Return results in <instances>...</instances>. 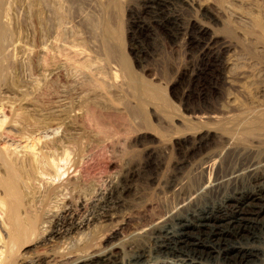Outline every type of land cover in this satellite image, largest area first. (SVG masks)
Segmentation results:
<instances>
[{"label": "rangeland", "instance_id": "1", "mask_svg": "<svg viewBox=\"0 0 264 264\" xmlns=\"http://www.w3.org/2000/svg\"><path fill=\"white\" fill-rule=\"evenodd\" d=\"M192 20L226 38L212 57L203 59L209 40ZM0 29V121L23 134L0 147L16 142L24 159L53 144L60 169L55 180L33 168L30 199H50L49 185L51 199H104L121 158L140 149L125 140L148 131L146 118L171 135L184 132L190 108L264 106V0H0ZM111 226H97L98 246Z\"/></svg>", "mask_w": 264, "mask_h": 264}, {"label": "bare ground", "instance_id": "2", "mask_svg": "<svg viewBox=\"0 0 264 264\" xmlns=\"http://www.w3.org/2000/svg\"><path fill=\"white\" fill-rule=\"evenodd\" d=\"M191 23L208 37L203 59L213 56L212 44L227 43L201 22ZM3 35L1 30L0 41ZM203 64L199 74L210 66ZM5 69L0 61V83ZM261 107L190 108L184 132L171 135L155 131L146 118L148 131L125 140L140 149L121 158L118 176L100 192L104 199H51L57 192L53 185L43 191L50 199H30L33 168L41 177H60L55 146L24 159L13 156L16 142L11 152L0 147V264H264V245H255L264 241V205L258 203L264 200ZM17 127L2 120L0 141L22 136ZM229 187L235 193L225 192ZM103 224L112 228L98 246L95 230Z\"/></svg>", "mask_w": 264, "mask_h": 264}]
</instances>
